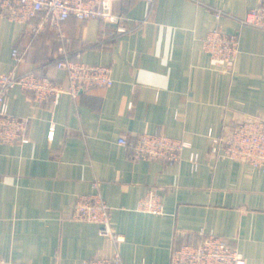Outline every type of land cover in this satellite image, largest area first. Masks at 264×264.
<instances>
[{
  "label": "crops",
  "instance_id": "1",
  "mask_svg": "<svg viewBox=\"0 0 264 264\" xmlns=\"http://www.w3.org/2000/svg\"><path fill=\"white\" fill-rule=\"evenodd\" d=\"M259 0H120L113 12L132 23L116 33L98 20L62 23L31 35L25 25L0 17V72L13 67L10 51L24 49L21 69L54 67L60 48L82 62L109 65L113 83L76 97L37 103L15 87L8 112L28 119V142L0 144V257L7 264H80L118 250L124 264H168L171 248L196 233L234 240L247 264H264V172L208 154L245 115L264 119V30L240 26ZM220 17L216 18L215 13ZM137 24V25H135ZM239 33L234 70L215 69L202 48L208 30ZM54 124L49 138L50 124ZM162 133L189 142L177 164L132 161L121 136ZM112 208L119 244L99 226L68 218L76 196L94 191ZM149 189L161 192L163 214L136 210Z\"/></svg>",
  "mask_w": 264,
  "mask_h": 264
},
{
  "label": "built area",
  "instance_id": "2",
  "mask_svg": "<svg viewBox=\"0 0 264 264\" xmlns=\"http://www.w3.org/2000/svg\"><path fill=\"white\" fill-rule=\"evenodd\" d=\"M120 0H0V17L18 22L29 29L31 35L51 30L58 37L62 35V23L68 18L78 21L98 20L111 26L116 33L132 30V23L122 14L113 12V3ZM155 0H144L152 8ZM216 18L220 13H215ZM137 25V24H135ZM240 26H251L264 30V0L248 11L239 21ZM15 45L10 51L13 67L0 72V144L26 143L28 119L8 112L7 95L15 87L28 94L34 102L53 104L63 94L76 97L80 92L93 88H107L113 83L109 65H91L81 61L80 54L60 48L54 59V67L64 72V81L59 82L47 74L44 67L21 69L24 49ZM202 48L209 56L215 69L225 74L234 70L239 48V33H226L218 27L208 30L202 38ZM54 124H50L49 138H52ZM208 154L212 158H229L239 161L250 170L264 172V119L245 115L240 122L231 125L221 136H212ZM118 144L127 151L132 161H157L177 164L185 150L193 168L198 165L199 155L189 142L169 137L162 133H139L121 136ZM94 191L76 196L68 218L75 222L95 223L99 235L119 244L123 238L112 226V208L99 194L97 181L91 183ZM136 210L154 215L163 214V200L160 191L149 189L138 200ZM193 242H181L171 248L168 264H247L239 253L234 240L196 233ZM0 264L7 262L0 257ZM27 264V263H16ZM80 264H124L118 250L108 256L94 255Z\"/></svg>",
  "mask_w": 264,
  "mask_h": 264
}]
</instances>
